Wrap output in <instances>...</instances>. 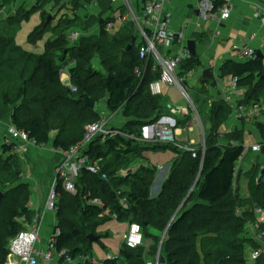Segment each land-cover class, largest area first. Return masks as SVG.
Returning <instances> with one entry per match:
<instances>
[{"label": "trees", "instance_id": "trees-1", "mask_svg": "<svg viewBox=\"0 0 264 264\" xmlns=\"http://www.w3.org/2000/svg\"><path fill=\"white\" fill-rule=\"evenodd\" d=\"M15 1L0 0V10ZM42 2L45 1L38 0L36 7L23 11L22 16L15 14L5 21L0 19V24H8L5 29L0 25V120L12 109V124L28 133L38 146L52 141L56 149L68 150L82 140L87 124L101 119L96 104L102 99H107L112 113L121 111L128 118L122 129L132 134L141 135L146 124L155 123L163 116L164 97L151 89L160 77V70L153 69V59L149 60L142 78L135 72L136 66L144 63L139 56L142 42L135 41L121 59L122 51L133 37H138L132 23L111 33L106 30V20L98 35L70 43L72 30L89 29L98 18H71L56 26H50L51 20H46L41 26L45 13ZM214 3L216 10L223 5L221 0ZM34 11H41V23L29 35L30 42L40 40L47 31L53 30L56 34L46 42L43 53L31 52L16 41L20 23ZM95 59L102 69L94 68ZM197 65V57L192 56L182 73L193 71ZM66 67L77 92L61 80ZM228 75L238 78L239 87L248 88L245 105L264 99L261 57L243 62L227 61L220 67V78ZM206 86L201 93L208 92ZM85 99L94 102L95 107L89 106ZM200 102L199 98L195 101ZM204 102L206 106L210 104L208 100ZM231 113L232 107L222 99L211 104L205 153L197 147V157H193L190 151L174 146L178 152L168 178L155 196L151 195V187L158 168L148 164L137 166L136 171L131 169L144 161L143 145L123 136L105 142L97 137L91 142L88 154L91 161H100L107 179L84 169L77 178V194H71L58 182L56 215L61 234L57 237V250L66 249L73 258L91 256L94 242L88 235L97 234L98 224L112 218L102 215L104 210H109L118 214L119 221L139 223L144 239L153 236L150 249L153 255L158 256L162 235L166 232L159 253L160 258L166 259L165 264H248V253L262 250L260 243L246 233L247 226L259 220L255 209L264 211V182L258 181L261 168L257 164L249 173L250 197L240 198L235 175L245 151L244 131L235 129L223 135L220 132ZM222 136L227 143H223ZM153 145L154 148L172 147ZM17 157L12 144L4 143L0 150V264L8 262L11 239L36 218L29 209L31 193L21 182ZM123 170H127L125 175ZM194 184L197 185L190 193ZM196 197L198 201L188 207ZM92 198H100L104 207L88 205L87 199ZM123 198L128 202L127 208L122 205ZM245 207L251 209L244 210ZM177 210L180 211L172 220ZM260 233H264V221L260 224ZM147 252L143 245L130 248L123 242L119 256L105 258L100 264H154L146 258ZM252 264H264V250Z\"/></svg>", "mask_w": 264, "mask_h": 264}, {"label": "crops", "instance_id": "crops-1", "mask_svg": "<svg viewBox=\"0 0 264 264\" xmlns=\"http://www.w3.org/2000/svg\"><path fill=\"white\" fill-rule=\"evenodd\" d=\"M22 1L28 2L29 4H31V6H33V8H35L38 3V0H22ZM44 1L46 5L49 6V7H46V9L44 7V9L50 13V8L54 7L55 8L54 14H57L58 16L56 22L53 23L52 26H56L59 23V21H61L60 18L62 19L63 15H66V16L72 15V16L81 17L83 19L89 18L90 16H94L98 18V21L89 29H83L81 27H77L78 29L82 30V37H85L84 33H87V32L90 34V36L98 35L102 24H104L106 20L113 22L114 27L110 30L111 33H115L116 26H117L116 24H118V30H120V28L125 26V24L127 23H132L133 26H135V29H137L136 24H134L132 21H127L125 19V17L127 16L129 12L128 6H126V0H60L59 3L56 2V0H44ZM128 1L130 5L132 6L133 11L137 13V15H139L141 13L142 7L144 6L145 0H128ZM200 1L201 0H170V2H168V5H166V10L171 11L172 13V21L170 25L171 29L174 31L182 30L187 39L196 40L197 42L196 57L200 59L201 65H203V68L212 67L213 72L216 73L215 76L217 75V77L218 76L220 77V67L223 64H225L227 61H230V60L240 61L237 58L238 52L236 51L234 47L235 45L250 46L254 48L256 52L261 51L262 53L261 58L264 63V23L261 20V17L264 18V0H230V4H229V7L231 8L230 14L226 19L222 20V19H219V17H213V18H210L208 21H203L200 18V10L198 8ZM211 1L215 2L217 0H211ZM221 1L224 2V0H221ZM18 4L19 2H14V4L12 5L5 6L2 11L3 12L8 11V9H10L11 7L13 9H17V7H19L17 6ZM83 8L85 10L84 11L85 14L81 15L80 12ZM258 13H260V15H258ZM122 17L124 18L122 19ZM77 28L74 30V32L77 31ZM94 30H97L98 33H94ZM70 35H69V39H70ZM54 36L56 37V34ZM251 36H253L252 40H251ZM54 38H51L50 40ZM136 41L137 42L139 41V37H136ZM253 58H255V56ZM213 62H215L214 65H213ZM198 66L200 65H197L196 68ZM181 76L184 77L186 89L188 87L193 88L192 86L196 85L197 80L190 81L189 76H187L185 73H181ZM227 78H230L228 80L231 83L232 76L228 75ZM61 80L65 84V82L68 80L67 75L66 74L61 75ZM225 80H226V77L222 81H225ZM222 81H219V82H222ZM216 86L213 87L212 89L213 94H211L210 85L206 86V89L208 91L206 92V94L201 93V90L203 88L202 85H200V89H198L197 91L198 93H201L204 96H211L210 99L208 98V101L210 104H208L209 108L207 112H205V114H207L206 116L207 120L205 121V124H204V119L202 118V114L201 115L199 114V111L196 107L197 104L195 103V101L198 100L197 96H194V95L192 96V94H190L188 91V98H186L189 101L188 106H185V104L179 105V102H176L170 99V98H173V95L177 97V95L173 93V91H171L176 86L174 87L173 85H166V84H163L161 86V90H162L161 96L164 97V102L166 103V111L162 117H167V120L170 121V123L175 124V128L177 129V133H178L177 136L182 137L183 130L185 129L188 131L192 130L193 121H194L196 124H200L201 129H202V133H201L202 141L198 147V148H202L204 139L206 141V129L205 128L207 127L208 129H210V126H211L209 117H208L210 106L213 102L222 99L224 100V102L228 103L232 107V113L230 117L220 129V132L222 135L225 133L231 132L235 129L245 131L244 130L245 127L242 126L241 122L244 123L246 119H250L252 122L257 121L256 125L258 129L260 130L261 135L264 138V122L259 121V116H263L264 118V109L254 111L253 114L251 113L249 114L248 117L245 116L241 120L235 117L236 110L234 109V106L241 105L247 108L251 107L250 106L251 104L249 105L244 104V100L246 99V93H247L248 88L246 89L244 88L242 93L240 92L234 93L233 90L231 89L229 90L231 86L230 85L224 91L223 95L218 98L217 95L221 94V92L218 90ZM170 95L172 96L170 97ZM228 95H230L232 99L230 101L232 103L226 100V96ZM167 104H173L174 106H176L175 107L176 110H182L181 113L173 112L169 110L167 108ZM105 105L107 109L110 111L108 107L107 99H105ZM190 109H193L194 112H190ZM11 113H12V109L9 110L7 115L0 120V150L5 143L4 142L5 138L8 137L7 129L14 127V125L12 124ZM196 113H198V115L201 116L200 117L201 121L199 120L195 121V118H197ZM232 115L235 117V120L231 122V119H234L233 117L231 118ZM101 118H105V117H101ZM127 121H128V118L123 115V118H119L115 120L114 125L112 126L119 128L122 125L126 124ZM260 124H263V127H261ZM190 125L191 127L189 128ZM221 140L223 141V143H227V140L224 141L223 136L221 137ZM244 140H245V132H244ZM178 142L181 144H187V143H190L191 141H189V139H186V137H184V139L179 140ZM149 143H150V146L147 145ZM149 143L141 144L143 145L142 154L144 156V161L142 160L143 162L140 164H137L136 166H139V165L148 166L149 164L150 167L158 168L155 179H154V183L151 187V195L155 196L160 193L163 183L168 178V175L170 173V167H171L173 160L176 157V153L174 152L171 153L166 163L159 162L157 164V161L159 158L157 157L159 155L158 148H154V145H153L154 143L152 142H149ZM193 143L194 145L197 144L195 140L193 141ZM256 144H261L263 146L262 151H264L263 143H256ZM12 147H13V152L16 153V155L18 156L17 158H18V162H19L20 169L22 172L21 182L25 183L29 187V190L31 193V200L28 204L29 209L34 216L33 218L35 217L39 218L40 241H39V244L37 245V248L38 250L44 252L47 249L48 239L51 233L53 232L54 225L56 224V221H57L56 212L51 211V210H46L45 204L48 200V197H49V194L52 188V183L56 176L57 167L59 166L60 162L63 160V153L60 151V149H56L54 147L52 141L45 146H38L37 144H33L28 141L13 140ZM251 147L247 148V150L244 151L243 155L240 157L237 163L236 175H235V188L238 191V193H239L238 181L240 180V177L244 172L245 166L249 167V170L247 171L248 180H249V173L256 167L257 164H259V163H254L251 157V154L261 153L262 151L255 152L252 150ZM166 148L168 147L167 146L161 147L160 149H166ZM146 149H156V150H154V152H151L148 155L146 153V151L148 150ZM155 157H157L156 160H154ZM262 167H264V164H260V168ZM258 178H259V175H258ZM261 180L264 182V176ZM258 181H260V179H258ZM154 185H156V188L153 191ZM196 185L197 184H194L192 188L194 189ZM202 186H203V183L199 185V190L202 188ZM248 191H249L248 196L250 197L249 183H248ZM249 197L245 199H248ZM197 201H198V198L196 197L194 201L188 204V207H191ZM250 209L251 207L244 208V210H250ZM240 210L242 211L243 209H240ZM179 211L177 212L175 217L178 215ZM259 219L261 222L264 221V212L259 215ZM113 220L118 224L116 223L112 224L111 226H109V230H114L115 225L121 224L125 226L124 228L120 229V231H118V234L121 239V242H120L121 244L120 249H121V246L123 244V233L125 232L128 226V222H122L116 219H113ZM254 233H255L254 230H252V228H250V226L248 225L246 236L252 237ZM257 234L258 236L261 235L260 232H257ZM105 235L106 234H102V233L95 234V236H98V240L93 241L94 244L95 242H98L99 240H101V237ZM43 239H46L45 246L43 245V242H42ZM256 240L260 243L262 248H264V243H263L264 234L258 237ZM94 244H93V247H94ZM93 250L95 251V247ZM250 253H248V256ZM119 254L120 253H118L117 255H113L110 249L107 248L106 256L103 257L101 260H104L105 258H109V256L117 257L119 256ZM91 256L94 257V252L91 254ZM94 258L98 260L99 262H101V260H99L97 257H94ZM81 263H85V260H79L73 264H81ZM6 264H25V263H23L17 258H13L11 259L10 262L8 261ZM38 264H65V260L63 258H60V256L56 255L53 261L51 262L40 261Z\"/></svg>", "mask_w": 264, "mask_h": 264}, {"label": "built area", "instance_id": "built-area-1", "mask_svg": "<svg viewBox=\"0 0 264 264\" xmlns=\"http://www.w3.org/2000/svg\"><path fill=\"white\" fill-rule=\"evenodd\" d=\"M170 0H145L144 6L141 9V13L137 15L130 5L129 1L126 0V6H128V14L125 17L127 21H132L137 25L139 29V40L142 42L139 48L140 59L144 62L142 65H137L135 68L136 74L142 78L146 73L147 64L150 59H153V69L160 70V77L157 81L152 83L151 89L154 94H161V86L163 84L173 85L179 88L180 92L184 97L188 98V92L185 86L184 77L181 73L184 71L185 63L192 57L188 49V39L184 32L174 31L171 29L172 13L166 10V5ZM230 0H224L223 5L217 10L215 9V3L211 0H201L199 2L200 18L203 21H208L210 18L219 17V19H226L230 14ZM260 15V13H258ZM124 17H122L123 19ZM264 23V18L261 17ZM113 22L108 21L106 24V30L110 32L113 28ZM84 36H90V34L84 33ZM82 37V30L73 32L70 35V43H76ZM253 36H251V40ZM237 53V58L240 61H246L253 58L256 54V50L250 46H234ZM63 72V70H62ZM193 71L185 73L189 76ZM62 75V73H61ZM67 75V81L65 86L71 91L77 92V87L73 85L70 74ZM229 90H233L234 93H242V87L237 85L238 78L233 77ZM233 84V85H232ZM241 89V90H240ZM226 100L232 103L230 95L226 96ZM233 106V105H232ZM250 108L237 105L234 106L235 117L242 119L249 114H253L254 111L264 109V99L262 101L253 102ZM176 106L173 104H167V108L173 112L181 113L182 110H176ZM197 112V111H196ZM197 114L196 120L201 121L200 115ZM108 120L101 118L97 122L87 124L85 127L84 137L80 142L73 145L68 150L60 151L63 153V160L60 162L56 170V176L52 183V188L45 204L46 210L57 212L58 210V195L56 188L58 182H62L65 190L71 194H77V178L80 173L87 169L93 174H102V177L107 179V175L102 173V167L100 161H91L88 151L91 142L97 137H100L102 142L110 138L117 136H123L129 140L146 144L149 142L162 144V145H174L182 151H190L193 157H197V147L194 146L193 141L187 144H181L177 140V129L174 123H170L167 117L160 118L157 122L146 124L141 131V135L132 134L124 131L121 127H106ZM191 125L189 126V128ZM8 137L5 138L4 142L12 144L13 140L28 141L36 144L35 141L31 140L23 130L11 127L9 129ZM252 150L260 152L263 149L261 144H254ZM202 151L205 153V139L202 146ZM247 150V148H245ZM146 165V164H145ZM132 166V170L136 171L137 166ZM147 166V165H146ZM127 170H123L122 174L125 175ZM122 205L127 208L128 202L125 198L122 199ZM88 205H95L104 207V203L100 198L87 199ZM264 211L260 208L255 209V213L259 217ZM103 215L111 216L113 219L118 220L117 213H110L109 210H104ZM259 219V218H258ZM260 219L255 224H249L250 228L254 230L253 238L257 239L264 233L258 236L257 232H260ZM61 234V228L59 222L56 221L53 232L48 239V247L42 252L38 250L37 245L40 241V226L39 218L33 219L31 223H27L25 228L21 230L14 238L11 239L9 245V256L8 261L17 258L25 264H38L40 261L51 262L55 256L58 255L60 258L65 260V264H73L79 260L89 261L92 264H100L98 260L89 255H80L77 258H73L66 249L57 250L56 242L57 237ZM123 242L127 247L136 248L142 246L144 243V235L142 226L137 222L128 223V226L123 233ZM262 250L252 251L248 259L253 262L260 256ZM109 258H114L109 256Z\"/></svg>", "mask_w": 264, "mask_h": 264}, {"label": "rangeland", "instance_id": "rangeland-1", "mask_svg": "<svg viewBox=\"0 0 264 264\" xmlns=\"http://www.w3.org/2000/svg\"><path fill=\"white\" fill-rule=\"evenodd\" d=\"M15 2H19V4L17 5L19 7H17V9H13L10 6L11 8L8 9V11H4L3 12L2 11L3 9L0 10V19H1V21H5L6 18H10L11 16H13L15 14L16 15L19 14L20 16H22L23 11L25 12L26 10L33 9V6H31V4H29L28 2H25V1L23 2L22 0H20V1L16 0ZM42 6H44L45 9H46V7H49V6L46 5L45 2H42ZM84 11L85 10L83 8L81 10L80 14L81 15L85 14ZM40 12L41 11H34V12L30 13V17L27 20H24V21H22L20 23V29H19L18 35L16 37V41H17V43L19 45L23 46L25 49H27V50H29L31 52H36V53H43V51L45 49L46 42L48 40H50L51 38L55 37L54 36L55 32H53V30H51V31H47L40 40H37L36 42H30L29 35L34 30V28L38 24L41 23V14H40ZM54 12H55V8L54 7L50 8V13H48V11L45 10L41 26L43 24L44 25L46 24L45 21L48 20L49 16H52L51 22L49 24L50 26H52V24L56 22L58 16H57V14H54ZM71 18L74 19V18H77V16H72V15L66 16V15H63L62 19L60 18V20L62 22H67ZM0 25H1V27H3V29H5L8 24H5L4 22H2ZM116 25L117 26H116L115 32L118 31V24H116ZM136 28L137 29H135V26H134L135 32L137 33L138 36H140L139 29H138L137 26H136ZM78 30H80V29L77 28V31ZM72 32H74V31L72 30ZM94 33H98V31L94 30ZM139 43H140V41H139ZM214 63L215 62H213V65H214ZM72 64L73 63H70L69 65L72 66ZM93 64H94V68L95 69H98V70L102 69V66H101L100 62L98 61V59H95ZM202 70H203V65H200L191 73V75L189 76V80L190 81L191 80H197V83H196V85L192 86L193 88L188 87L187 88V92L189 91V93L192 94V96L194 95V96H197L198 98H200L201 102L197 104L198 106L196 104L195 105H196V107H197V109L199 111V114L200 115L202 114V118L204 119V124H205V121L207 120V117H206L207 114H205V112H207L209 107L206 106V103L204 101L208 100V98L210 99L211 96H204L201 93L197 92L198 89H200V84L198 82V78L201 75ZM64 74H68L69 75V67H66L63 70L62 75H64ZM216 77H217V75H216ZM228 79H230V78L226 77L225 81L219 82L217 84L216 87L221 92V94L217 95L218 98L221 97L223 95L224 91L227 89V87L231 85V83L229 82ZM212 89H213V87H211V94H213V90ZM171 91H173V93H175L177 95V97H175L172 94L173 98H170L171 100L179 102V105L185 104V106H188L189 101H188V99H186L187 97H184L177 87H175ZM194 93H196V94H194ZM172 95H170V97ZM104 106H105V108H104ZM96 109L102 114V117H105L106 119L109 118V119H107L108 123H107L106 127H110V126L114 125V121L115 120H117L119 118H123V115H122L121 111L116 112V113H112L111 111H109L107 109V107L105 105V99H102L100 102L97 103ZM190 112H194L193 109H190ZM232 117L234 119H231V122L235 120V117L233 115L231 116V118ZM252 117H253V115H252ZM259 121L264 122L263 116H259ZM256 122L257 121H253L252 122L250 119H246L244 121V123L241 122L242 126L245 127V129H244L245 130L244 131L245 132L244 146L246 148H250L251 146H253L256 143H263L264 144V138L261 135L260 130L258 129V127L256 125ZM238 124H240V123H238ZM192 128L193 129L189 130V131L186 130V129L183 130L182 137L181 136H177V140L179 141V140L184 139V137H186V139H189V141H192V140L194 141L195 140L197 144L194 145V146L195 147H199V145H200V143L202 141V139H201V137H202L201 126H200V124H196L193 121V127ZM9 129L10 128L7 129V135L9 134ZM205 129H206V135H207L209 129L207 127ZM147 145L150 146V143L147 144ZM146 150H148V151H146V153L149 155L151 152H154V150H156V149H146ZM173 152L176 153V154L178 152L177 150L174 149V145H172L171 148L168 147L166 149L158 148L159 155L157 157H159V158H158L157 164L159 162L166 163V161L170 157L171 153H173ZM157 157H155L154 160H156ZM251 157H252L254 163L264 164V151H262L261 153H253V154H251ZM248 170H249V167L245 166L244 172L241 175L240 180L238 181L239 196H240L241 199H245V198L249 197L248 196L249 195V191H248L249 180H248V175H247V171ZM155 188H156V185L153 186V191L155 190ZM77 217L79 218V213H78ZM114 223H116V222L113 219H109L108 221L100 222L98 224L97 228H96V231L99 234H101V233L102 234H106L105 236L101 237L100 241L95 242V244H94V247H95L94 257H97L99 260H101L103 257L106 256V249L107 248L110 249V251L112 252L113 255H117L119 253V251H120L121 239H120V236L118 234V231H120V229L124 228L125 226L121 225V224L120 225H115L114 230H109V226H111ZM116 224H118V223H116ZM149 232L152 233V231L150 229H149ZM42 242H43V245L45 246L46 245V239H43ZM152 243H154L153 236L145 237L143 247H146V252L148 251L147 255H146V258L150 262H153L154 264H158V262L161 260V258L159 257V251H158V256H157V254L153 255L151 253L150 249H151ZM263 243H264V240H263ZM104 245L106 246V248H105ZM47 247H48V242H47ZM262 250H264V248H262ZM250 252H252V251H250ZM252 263H253V260H248V264H252Z\"/></svg>", "mask_w": 264, "mask_h": 264}, {"label": "water", "instance_id": "water-1", "mask_svg": "<svg viewBox=\"0 0 264 264\" xmlns=\"http://www.w3.org/2000/svg\"><path fill=\"white\" fill-rule=\"evenodd\" d=\"M50 19H51V16L48 17V21H50ZM135 41H136V37H133L132 42L129 43L127 45V48L122 51V53H121V59L124 57V55L126 54V52L132 48V46L135 43ZM188 49H189L191 55L193 57H196V55H197V42H196V40H194V39H188ZM261 56H262L261 51L256 52L255 58L261 57ZM197 61L199 62V65H201V61H200L199 58H197ZM222 80L223 79L220 78L219 76L218 77L215 76V72H213L212 67H205V68H203V70L201 72V75L198 78V82H199L200 85H202V86H204V85H210L211 87H215L217 85V83L219 81H222ZM85 102L89 106L95 107V103L94 102L89 101L88 99H85ZM263 176H264V167L261 168L258 179L261 180L263 178ZM198 178H199V176H198ZM192 189L190 190V193H191ZM1 196H2V193L0 194V198H1ZM178 211L179 210H177V212ZM177 212L175 213V215L177 214ZM175 215L173 216L172 220L174 219ZM165 234H166V232L162 235V239H161V242H160V245H159V250H158L159 253H160V249L162 247V242H163V239L165 237ZM88 237H89V239H90L91 242L98 240V236H95V234H93V233H90L88 235ZM165 262H166V259L164 257H162L161 260L158 262V264H165Z\"/></svg>", "mask_w": 264, "mask_h": 264}, {"label": "bare ground", "instance_id": "bare-ground-1", "mask_svg": "<svg viewBox=\"0 0 264 264\" xmlns=\"http://www.w3.org/2000/svg\"><path fill=\"white\" fill-rule=\"evenodd\" d=\"M137 14V13H136Z\"/></svg>", "mask_w": 264, "mask_h": 264}]
</instances>
